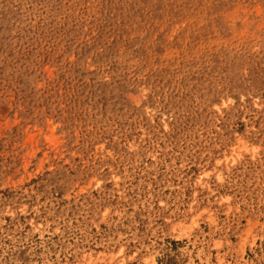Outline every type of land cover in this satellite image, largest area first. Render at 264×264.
<instances>
[{
    "label": "rangeland",
    "instance_id": "1",
    "mask_svg": "<svg viewBox=\"0 0 264 264\" xmlns=\"http://www.w3.org/2000/svg\"><path fill=\"white\" fill-rule=\"evenodd\" d=\"M0 264H264V0H0Z\"/></svg>",
    "mask_w": 264,
    "mask_h": 264
}]
</instances>
